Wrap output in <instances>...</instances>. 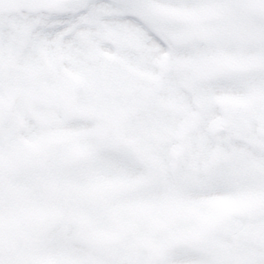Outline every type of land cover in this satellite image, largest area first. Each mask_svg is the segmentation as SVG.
Here are the masks:
<instances>
[{"label": "snow or ice", "instance_id": "6c2138e0", "mask_svg": "<svg viewBox=\"0 0 264 264\" xmlns=\"http://www.w3.org/2000/svg\"><path fill=\"white\" fill-rule=\"evenodd\" d=\"M0 264H264V0H0Z\"/></svg>", "mask_w": 264, "mask_h": 264}]
</instances>
